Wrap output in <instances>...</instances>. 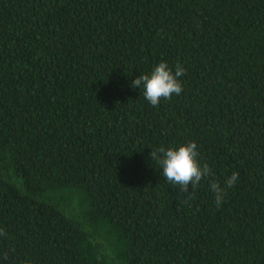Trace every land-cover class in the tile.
I'll list each match as a JSON object with an SVG mask.
<instances>
[{
	"label": "trees",
	"instance_id": "16d2710c",
	"mask_svg": "<svg viewBox=\"0 0 264 264\" xmlns=\"http://www.w3.org/2000/svg\"><path fill=\"white\" fill-rule=\"evenodd\" d=\"M189 142L185 192L150 153ZM0 229V264H264V0H0Z\"/></svg>",
	"mask_w": 264,
	"mask_h": 264
},
{
	"label": "clouds",
	"instance_id": "9594fccd",
	"mask_svg": "<svg viewBox=\"0 0 264 264\" xmlns=\"http://www.w3.org/2000/svg\"><path fill=\"white\" fill-rule=\"evenodd\" d=\"M186 74L179 63L175 65V72L167 62H160L150 74L138 76L132 82V87L142 89L145 100L152 106L158 107L161 100H171L173 94L179 96L182 91V84L179 77ZM150 157L162 169L165 180L179 186L182 191L187 192L191 186L195 189L201 181L211 175L208 164L201 166L198 157L197 144L189 142L178 147L165 148L163 146L152 150ZM239 173L234 172L226 179L227 188L235 185ZM210 189L215 196V201L219 207L224 197L227 195L226 188L220 186L218 182H211ZM0 236H7V233L0 229Z\"/></svg>",
	"mask_w": 264,
	"mask_h": 264
}]
</instances>
